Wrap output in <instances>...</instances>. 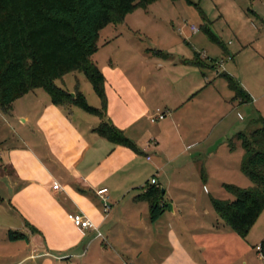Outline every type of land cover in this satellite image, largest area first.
Listing matches in <instances>:
<instances>
[{"label": "crops", "instance_id": "0c3cea01", "mask_svg": "<svg viewBox=\"0 0 264 264\" xmlns=\"http://www.w3.org/2000/svg\"><path fill=\"white\" fill-rule=\"evenodd\" d=\"M223 50L232 58L226 47ZM255 55L263 65L264 56L257 51ZM209 67L213 71L217 68ZM185 68L193 70L192 73L179 72L191 73L193 80H189V90L182 101L191 94L195 98L204 86L195 65ZM114 74L116 77L104 73L108 98L104 119L81 108L57 106L51 98L44 99L37 149L27 148L25 144L26 148L4 154L5 176L0 175V264H73V258L86 259L90 252L105 255L110 250L115 254L110 264H253L258 257L257 241L262 238L253 240L259 225L253 227L247 238L232 231L216 213L212 196L204 197L208 195L204 167L195 165L194 172L179 168L173 171L176 175L173 180L174 174L166 171L172 158L167 151L161 152L164 149L161 133L147 138L143 121L152 113L153 100L165 99L154 86L156 81L150 87L145 74L127 77L120 69ZM221 74L216 71L215 80L206 84L207 90L216 88ZM113 78L115 86L110 87L108 83ZM239 81L258 104L257 97L264 94V81L256 76L249 83L243 78ZM166 90L171 99L169 86ZM233 97L232 92L231 97L219 95L216 99L225 104L243 105ZM101 106L102 101L95 103L96 108ZM169 109L164 112L169 113ZM176 109L172 108L170 118L179 115ZM167 119L169 116L159 127ZM104 120L121 129L138 151L101 137L96 128ZM20 121L30 124L31 118L20 117ZM169 136V142L178 144L180 149L176 157L188 154L193 164L202 157L190 153L202 147V137L196 135L188 141L183 136ZM230 151L231 148L229 154ZM140 160H145L146 165L141 166ZM151 177L157 180L156 185L165 187V201L172 204L156 221L151 220L149 203L139 198L149 187ZM224 177L219 178L223 188L231 182ZM200 178L205 188L202 197L191 192ZM56 182L60 190H54ZM102 189H108L103 195L110 206L108 211L98 193ZM175 189L186 193L185 197L176 198ZM76 212L88 216L99 231L76 227L70 219ZM10 231L25 237L12 240Z\"/></svg>", "mask_w": 264, "mask_h": 264}, {"label": "rangeland", "instance_id": "374dc122", "mask_svg": "<svg viewBox=\"0 0 264 264\" xmlns=\"http://www.w3.org/2000/svg\"><path fill=\"white\" fill-rule=\"evenodd\" d=\"M192 2L193 4L185 0L176 2L158 0L146 8L135 9L127 15L123 24H110L101 31L98 50L93 59L101 71L110 77L111 75L116 77L114 73L120 69L127 77L145 74L147 86L151 87L156 81L154 86L162 92L165 99L159 97L153 100L154 108L148 120L143 121V125L148 132L147 138L161 133V143L164 147L161 152L167 151L172 158L166 171L174 174L173 171L183 168L194 172L195 165L203 166L207 175L208 195L204 194L205 188L201 178L200 183L194 186L191 192L201 197L205 195L207 199L212 196L218 199L228 197L233 200L234 197L221 187L219 178L226 176L231 179L230 184L243 188L252 185L251 180L241 171L244 150L235 136L240 131H251L253 120L260 115L264 116V94L260 93L262 96L257 97L260 100L258 104L250 94L252 103L236 106L216 99L219 95L224 98L232 96L223 76L220 75L213 90H207L206 84L215 80L216 71H220V74L229 73L238 80L243 78L248 83L255 76L264 81V62L262 65L255 55L257 51L264 56V0H192ZM193 26L198 30L194 31ZM204 28H208L225 45L232 58H228L223 48L204 31ZM182 60L184 62H180ZM212 60H218L214 71L209 67ZM190 65H195L199 69L200 74H197V77L202 79L204 86L202 92L200 91L195 98L191 94L188 99L182 101L180 99L189 90L187 88L190 86L189 80H193L191 74L193 70L185 68ZM189 70L191 73L184 75L179 72ZM108 84L110 87L115 86L114 78ZM56 85L70 91L71 94L80 90L90 106L95 107V103L101 104L92 84L82 72L67 74L63 79L57 80ZM168 86L173 94L171 99V95L168 96L166 92ZM49 96L45 90H37L16 99L11 113L0 110L1 176H5V167L2 164L5 162L4 154L8 153V150L23 148L25 144L27 148L37 149L39 146L38 122L39 117L43 115L44 99H49ZM166 100L167 102H164ZM179 103L183 105L178 108ZM163 104H168V107ZM168 108L169 113L166 114L164 111ZM172 108H177L175 111L179 115L170 118L174 111ZM162 113L166 115L165 119L167 116L169 119L163 127H159V123L166 120L158 119L154 122L152 119ZM24 116L31 118L30 124L20 121V117ZM177 118L179 120L176 121ZM169 135L183 136L188 141L193 140L192 137L196 135L202 137L201 144L199 143L202 147L190 152L201 154L202 157L196 164L189 161L188 154L176 157L180 149L178 144L174 146L169 142ZM231 140L236 144V149L231 150L229 154ZM144 161L140 160L141 166L146 165ZM197 173L201 177L200 171ZM175 176L174 174L173 180ZM151 181L148 186L152 185ZM173 192L176 198L186 195L178 189ZM253 227H257L253 240L263 238L264 212ZM261 239L257 241V245L264 243ZM114 255L111 250L105 255L90 252L86 259L76 257L72 261L73 264L81 262L110 264L115 260ZM253 264H264V259L258 255L254 258Z\"/></svg>", "mask_w": 264, "mask_h": 264}, {"label": "trees", "instance_id": "16d2710c", "mask_svg": "<svg viewBox=\"0 0 264 264\" xmlns=\"http://www.w3.org/2000/svg\"><path fill=\"white\" fill-rule=\"evenodd\" d=\"M156 1L0 0V110L11 113L16 99L42 89L57 106L78 107L104 119L108 107L106 77L93 60L100 33L110 24H123L129 13ZM185 1L193 4L192 0ZM204 31L225 47L208 28ZM217 64L218 60H212L210 65L217 67ZM74 72L84 73L102 101L101 108L90 106L80 90L72 96L70 91L56 85L57 80ZM221 76L233 92L234 101L252 103L251 95L238 79L226 72ZM96 132L112 143L138 151L124 132L109 121H102ZM235 139L244 150L241 171L252 185L241 188L225 184V190L234 199L212 197L211 200L220 219L232 231L247 238L264 212V116L253 120V129L238 132ZM235 145L231 140V150ZM139 198L149 203L152 221L158 220L169 207L163 188L158 185H150ZM24 237L9 232L12 240Z\"/></svg>", "mask_w": 264, "mask_h": 264}, {"label": "built area", "instance_id": "2783aa9c", "mask_svg": "<svg viewBox=\"0 0 264 264\" xmlns=\"http://www.w3.org/2000/svg\"><path fill=\"white\" fill-rule=\"evenodd\" d=\"M192 29L194 31H197V27L193 26ZM165 114L162 113L159 116H157L156 118H153L152 121H157L159 120H163L165 119ZM151 183L153 185L157 184V180L156 179H152ZM54 190H60L61 186L56 182L53 186ZM108 192V189H102L100 190L98 193L103 197L104 194H106ZM104 199V204L105 207L107 209V211L110 209V206L107 204V198L103 197ZM70 219L73 222V224L81 229L87 230V229H93L95 231H99L97 226L91 221V219H89L88 216H86L84 213L82 212H76L70 215ZM256 251L258 253V255H260L261 258L264 259V243L263 244H259L256 246Z\"/></svg>", "mask_w": 264, "mask_h": 264}, {"label": "water", "instance_id": "95a60500", "mask_svg": "<svg viewBox=\"0 0 264 264\" xmlns=\"http://www.w3.org/2000/svg\"><path fill=\"white\" fill-rule=\"evenodd\" d=\"M72 96H75V94L73 93ZM163 193H165V190L163 189ZM169 208H172V204H168Z\"/></svg>", "mask_w": 264, "mask_h": 264}]
</instances>
